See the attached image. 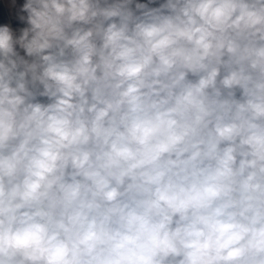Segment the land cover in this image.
<instances>
[{"label":"clouds","instance_id":"clouds-1","mask_svg":"<svg viewBox=\"0 0 264 264\" xmlns=\"http://www.w3.org/2000/svg\"><path fill=\"white\" fill-rule=\"evenodd\" d=\"M0 264H264V0H0Z\"/></svg>","mask_w":264,"mask_h":264}]
</instances>
